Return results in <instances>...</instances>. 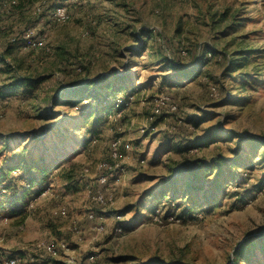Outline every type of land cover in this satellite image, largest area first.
<instances>
[{"label":"rangeland","instance_id":"1","mask_svg":"<svg viewBox=\"0 0 264 264\" xmlns=\"http://www.w3.org/2000/svg\"><path fill=\"white\" fill-rule=\"evenodd\" d=\"M56 2L68 8L69 20L38 16L35 6L21 14L0 6V170L8 161L36 164L38 156L40 165L52 163L43 175L35 171L50 190L33 209L12 214L8 205L0 207L9 215L0 223V251L21 255L38 241L56 238L69 243V256L76 261L98 254L95 264H264V185L258 183L264 166L239 170L236 182L220 186L213 182L216 169L203 173L198 196L209 194L210 200L188 213L167 199L145 197L179 170L205 168L218 156L233 159L237 134L264 139V0ZM222 14L226 17L220 21ZM235 14V26L222 34ZM25 27L45 36L50 51H24L12 44L14 36L23 37ZM202 43L229 54L239 47L256 49L243 69L252 72L253 80L245 83L237 72L230 78L224 74L223 53L196 77H181ZM169 58L182 66L173 69ZM114 71L125 77L116 81L124 85L120 94L133 92L124 119L94 123L96 112L78 129L76 121L59 124L64 117H78L69 105L53 107L64 88L72 90L88 78L112 77ZM24 77L36 79L35 86L13 85ZM162 93L177 103L179 112L165 109L161 118L150 120L154 100ZM51 111L53 116L44 118ZM58 124L69 130L60 137L49 135ZM221 133L225 136L219 137ZM128 134L137 160L114 173L113 180H119L108 193L115 204L105 218L106 231L97 234L85 215L99 208L87 198L85 186L95 183L97 164L108 157L111 139ZM45 135V141L37 140ZM139 158L146 163L141 165ZM60 206L67 207L68 217L54 214ZM156 208L161 210L157 220L152 216ZM114 213L124 215L119 234ZM137 215L141 217L135 220ZM72 221L81 232L70 231ZM66 259L62 255L59 261Z\"/></svg>","mask_w":264,"mask_h":264},{"label":"trees","instance_id":"2","mask_svg":"<svg viewBox=\"0 0 264 264\" xmlns=\"http://www.w3.org/2000/svg\"><path fill=\"white\" fill-rule=\"evenodd\" d=\"M1 4H4L6 7V12L12 11L20 14L35 6V11L38 16L43 17L46 14H49V17L51 18L52 11L61 3H57L56 0H15V3H11V0H0V6ZM37 8H39V11ZM236 16L237 14L234 15L232 20L233 22L230 25L228 24V26H226L225 29L221 31L222 34L226 35L228 30L235 26V22L237 21ZM225 17L226 14H222L220 21L225 20ZM30 28L31 27H25L24 31ZM147 33L148 32H146V34ZM11 43L14 45L17 44L12 41ZM218 48V45L209 43H202L195 46L194 52L192 54L191 67H189V69L186 67L187 69H185V71H181V77H196V75H198L212 62L215 56L223 53L225 54L224 57L227 60V67L224 74L230 78L235 72H237L239 79H242L245 83H249L253 80L252 72L243 71V69L247 66V64L250 63L248 58L256 53V49L239 47L229 54L220 51ZM0 60H4L2 55L0 56ZM168 61L171 63V67L175 70L182 66L179 61H176L172 58H169ZM110 76L111 74L96 79L88 78L84 80L79 85V87H76L72 90L64 88L54 98L53 107L69 105L76 112V114H78V117L77 119L71 118L69 120L65 119L64 117L59 122V124H65L69 121H76L75 128L78 129L81 127L82 123L85 122V120H89L93 114H96V112L98 118L93 120L94 123L98 122V119L105 122H110L109 115L115 108L125 109L128 106L127 103L130 100L133 92L125 91L123 94H120L122 93L124 85L117 83L116 81H123L125 77L119 75L115 71L112 72V77ZM36 81V79L24 77L23 79L21 78L17 80L15 83H13V85H17L21 82L25 86H35ZM75 95H77V97H75ZM43 116L44 118H51L53 116L52 111L45 113ZM124 118L125 117L122 116L120 120ZM59 124L55 129L50 130L49 135L55 133L56 136L58 135V137H60L69 130V127H66L67 125L61 129V125ZM89 133L94 135V131H91L90 129ZM49 135H45L42 138H38L37 140L40 142L43 140L45 141ZM223 136H225L224 133L219 135V137ZM235 136L238 138V146L233 151L235 155L233 159L218 156L212 161V163H207L205 168L200 169L197 167L196 169L192 168L187 170H179L178 174H176L174 177L172 176L163 179L156 185L155 188H153L152 191L146 193L145 197L153 198L156 202L167 199L174 205V207L183 208V212L188 213L192 209H195V206H197L198 203L202 202L203 200H210L209 194L201 198L198 196L197 191L200 190V188L204 189L203 185L205 177L201 176L203 173L211 170L215 171L216 169L217 171L215 172L217 173V176L214 178L213 182L214 185L220 186V184L226 181L236 182L237 177L234 176V174L239 172V170H252L255 164L264 166V150L260 153L258 152V148L264 147V139L255 136L245 137L238 134ZM247 144L250 145L251 148H247ZM26 150L27 146L23 147L22 153L25 154ZM255 159L258 160L257 163L255 162ZM41 160L42 157L38 156L36 159V164L21 159L19 161L20 163L13 165L8 161V163L4 165L3 170H0V185L3 181H6L4 188L7 190V192L3 194L2 189L0 188V207H3L4 204L8 205L12 210V214L26 212L23 208V204L33 191L26 189V187L22 184V181H27L31 184V186H40L42 184V179L37 176L35 171L38 169L40 174L43 175L46 173L47 168L52 163L46 162L40 165ZM17 169L21 171V174L14 177L12 172ZM258 183L259 186L262 187L264 185V178L259 180ZM140 217L141 215H139V217L137 215L135 220H138V218L140 219ZM149 264L167 263L157 260Z\"/></svg>","mask_w":264,"mask_h":264},{"label":"built area","instance_id":"3","mask_svg":"<svg viewBox=\"0 0 264 264\" xmlns=\"http://www.w3.org/2000/svg\"><path fill=\"white\" fill-rule=\"evenodd\" d=\"M11 3H15V0H11ZM39 11V8H37ZM71 17L68 8L60 4L51 13V19L56 22H65ZM88 32H86L87 34ZM12 42L19 44V47L26 50H40L44 49L50 51L47 47L46 38L43 35H37L33 28L26 30L23 33V37L14 36ZM21 45V46H20ZM215 91V90H214ZM216 97H219L217 91L214 93ZM2 101L0 100V107ZM129 105V103H127ZM167 109L169 113H178L179 107L177 103L173 102L171 98L162 93L154 100V106L152 107V116L150 120L159 119L164 115V111ZM124 109L115 108L109 115L110 121H117V119L123 116ZM146 127H142L141 131L146 132ZM97 141V140H94ZM135 151V145L132 141L114 137L109 142V153L108 157L97 164V177L95 183H87L85 186V192L87 198L94 203L99 210H89L85 217L88 223L91 224L97 234L104 233L106 231L105 218H107L108 212L111 207L115 204V198L113 193H108L109 188L114 184L119 177L114 178V173H118L123 168V164L127 157ZM138 162L143 165L146 163L144 158H139ZM88 172V168L84 169ZM21 171L19 169L14 170L12 175L14 177L19 176ZM6 181H3L0 185L2 193L5 194L7 190L4 188ZM22 184L26 189H30L32 194L26 199L23 204V208L26 212H29L35 207V202L48 194L50 188L49 185L42 184L40 186H31L27 181H22ZM35 192V193H34ZM37 192V193H36ZM6 205V204H4ZM68 209L65 206L58 207L54 214L58 217H68ZM152 216L157 220L161 216V210L156 208L152 213ZM115 222L118 225L115 228V233H122L123 227L121 221L123 220V214H112ZM172 220L180 221L179 218L172 216ZM9 220V215L0 211V223ZM70 231L72 233L81 232V227L78 222L72 221L70 224ZM71 251L69 243L64 239L50 238L36 242L32 244L30 248L24 249L23 254H7L0 251V264H95L98 259V254L89 253L85 257L78 261L69 256ZM62 255H66L65 261H59Z\"/></svg>","mask_w":264,"mask_h":264},{"label":"crops","instance_id":"4","mask_svg":"<svg viewBox=\"0 0 264 264\" xmlns=\"http://www.w3.org/2000/svg\"><path fill=\"white\" fill-rule=\"evenodd\" d=\"M130 136H131V134H128V136H125L123 139L130 140V138H131ZM135 151H136V149H135ZM135 151L132 154H130L127 157V159L125 160V162L128 164L127 166L132 165L134 162H136V160H137V158L135 157L136 155L133 156L135 154Z\"/></svg>","mask_w":264,"mask_h":264}]
</instances>
